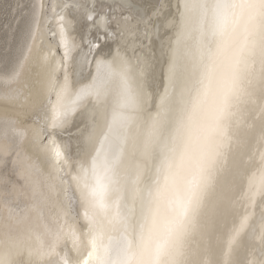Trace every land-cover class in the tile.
I'll list each match as a JSON object with an SVG mask.
<instances>
[{
	"label": "snow or ice",
	"instance_id": "6c2138e0",
	"mask_svg": "<svg viewBox=\"0 0 264 264\" xmlns=\"http://www.w3.org/2000/svg\"><path fill=\"white\" fill-rule=\"evenodd\" d=\"M0 11V264H264V0Z\"/></svg>",
	"mask_w": 264,
	"mask_h": 264
},
{
	"label": "bare ground",
	"instance_id": "6f19581e",
	"mask_svg": "<svg viewBox=\"0 0 264 264\" xmlns=\"http://www.w3.org/2000/svg\"><path fill=\"white\" fill-rule=\"evenodd\" d=\"M130 2L132 4H145L148 0H130ZM30 3L31 0H0V6L12 5L13 8L17 4L27 6ZM29 10L27 7L22 9L23 12ZM53 25H55V21ZM0 26L3 30V33L0 32V70H3L15 61L24 38L25 26L21 16L13 11H0Z\"/></svg>",
	"mask_w": 264,
	"mask_h": 264
},
{
	"label": "rangeland",
	"instance_id": "374dc122",
	"mask_svg": "<svg viewBox=\"0 0 264 264\" xmlns=\"http://www.w3.org/2000/svg\"><path fill=\"white\" fill-rule=\"evenodd\" d=\"M4 23V21L2 22V24ZM2 27L0 26V32L3 33V30L1 29Z\"/></svg>",
	"mask_w": 264,
	"mask_h": 264
}]
</instances>
